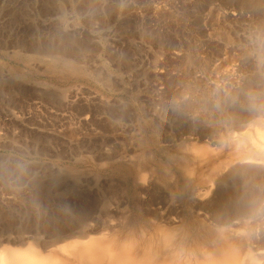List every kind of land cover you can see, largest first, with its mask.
Wrapping results in <instances>:
<instances>
[{"label": "rangeland", "instance_id": "rangeland-1", "mask_svg": "<svg viewBox=\"0 0 264 264\" xmlns=\"http://www.w3.org/2000/svg\"><path fill=\"white\" fill-rule=\"evenodd\" d=\"M260 126L264 0H0V241L101 200L123 215L141 165L198 145L237 164ZM67 178L99 182L66 200ZM178 209L171 228L188 232Z\"/></svg>", "mask_w": 264, "mask_h": 264}, {"label": "bare ground", "instance_id": "bare-ground-1", "mask_svg": "<svg viewBox=\"0 0 264 264\" xmlns=\"http://www.w3.org/2000/svg\"><path fill=\"white\" fill-rule=\"evenodd\" d=\"M198 146L189 149L197 156L193 160L170 157L167 163L141 165L131 189L127 182L121 188L127 199L123 215L118 214L123 209L119 205L102 207L98 193L101 208L96 201V209L85 208L61 229L55 225L54 233L42 237L22 231L11 239L8 232L10 237L2 236L0 241V264H264V128L255 127L241 136L233 152L239 157L237 164L218 163L214 151ZM70 179L61 185L66 200L67 193L89 190L98 180ZM179 207L191 218L192 223L181 216L192 226L188 232L171 228L182 220L174 216Z\"/></svg>", "mask_w": 264, "mask_h": 264}]
</instances>
